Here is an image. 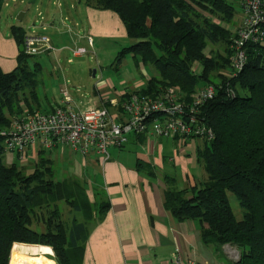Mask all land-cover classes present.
I'll return each instance as SVG.
<instances>
[{
	"label": "trees",
	"instance_id": "obj_1",
	"mask_svg": "<svg viewBox=\"0 0 264 264\" xmlns=\"http://www.w3.org/2000/svg\"><path fill=\"white\" fill-rule=\"evenodd\" d=\"M5 2L0 0V16ZM86 6L118 14L133 40L116 63L133 55L137 63L158 70L142 92L174 87L189 101L199 89L216 87L214 98L201 108L215 136L197 148L207 179L179 189L167 176L164 205L178 220L201 221L205 244L236 246L241 252L237 264H264V42L247 44L246 64L233 77L228 72L237 34L225 25L236 15L231 0H87ZM11 32L24 45V27L13 25ZM213 45L223 48L214 51ZM41 55L20 51L15 69L0 67V264H33L15 256L43 259L52 252L55 264H82L89 223L101 220L109 207L92 202L82 183L57 180L46 148H39L29 173L5 163L2 130L25 111H47L38 94L43 64L31 62ZM230 193L244 210L241 219ZM59 202L73 211L71 219L64 218Z\"/></svg>",
	"mask_w": 264,
	"mask_h": 264
},
{
	"label": "crops",
	"instance_id": "obj_2",
	"mask_svg": "<svg viewBox=\"0 0 264 264\" xmlns=\"http://www.w3.org/2000/svg\"><path fill=\"white\" fill-rule=\"evenodd\" d=\"M86 7L88 18L93 23L90 30L85 31L86 36H90L91 31H94L96 35L109 34L111 32L108 28L112 26V23L114 27L118 26L117 33L127 37L126 30L123 32L124 24L118 14L109 10ZM242 18L243 13L239 20L235 21V25L239 26ZM3 43L2 46L5 49L0 52V64L3 66V71L9 72L18 64L16 58L20 53V46L14 39L9 41V44L6 41ZM51 45L55 44L52 42ZM109 86L108 82L102 81L99 89ZM112 86L109 87L111 90L101 93V100L94 106L101 105L104 99H108L111 103L119 98L124 89L130 88L124 87L118 91L112 89ZM113 92H116V97L110 98ZM59 103L57 102L55 106ZM191 141L189 139L180 144L181 142L177 139L167 137L131 136L125 147L111 148V157L106 161L99 155L88 157L90 162L88 158L81 156L83 166L101 168L100 180L96 181L92 175L84 174L82 171H79L81 174L79 177L75 169H71L72 171H69L62 179L70 178L82 183L92 202L105 201L109 206L101 220L89 223L82 264H237L226 256L222 248L218 249L203 242L201 232L204 224L201 221L178 220L164 205L168 186L167 176L174 179L173 183L179 189L193 186L207 179L205 169L194 172V168L191 169L193 160L186 159L183 155L179 157V151L184 150ZM130 146L137 151L134 149L128 151ZM199 146L202 145L198 144ZM58 149H61L60 156L54 151ZM47 150L50 155L48 152L46 154L52 158L54 165L59 157L58 161H61L64 152L69 151L63 146H55ZM35 159H37V152ZM139 162L151 168L144 169ZM166 164L169 171L164 169ZM171 164L179 167L180 179L170 174L174 171L169 166ZM87 182H91L97 188L89 189L86 186ZM81 217V215L78 216L80 219Z\"/></svg>",
	"mask_w": 264,
	"mask_h": 264
},
{
	"label": "built area",
	"instance_id": "obj_3",
	"mask_svg": "<svg viewBox=\"0 0 264 264\" xmlns=\"http://www.w3.org/2000/svg\"><path fill=\"white\" fill-rule=\"evenodd\" d=\"M243 18L236 29V54L232 57L234 76L244 68L248 43L264 42V0H238ZM90 46L91 36H87ZM24 50L27 54H43L52 51L51 39L43 35H26ZM87 52L80 47L75 56ZM223 87V86H222ZM230 95H235L228 88ZM216 87L208 85L198 90L187 101L174 87L142 92L140 88L124 89L119 98L99 106L74 109L66 90L63 100L47 111H28L15 116L11 126L2 130L6 153L17 158L35 159L37 149L66 147L83 158L101 156L104 161L111 157V148H123L131 136L152 135L177 139L180 144L189 139H214V131L208 126L201 108L216 94ZM226 256L233 262L241 259L240 250L232 245L223 247Z\"/></svg>",
	"mask_w": 264,
	"mask_h": 264
},
{
	"label": "rangeland",
	"instance_id": "obj_4",
	"mask_svg": "<svg viewBox=\"0 0 264 264\" xmlns=\"http://www.w3.org/2000/svg\"><path fill=\"white\" fill-rule=\"evenodd\" d=\"M231 1L236 6V15L233 22L225 23V25L235 32L238 26L235 25V21L239 20L242 11L238 0ZM86 2L87 0H35L34 2H31V0H6L3 6L0 16V37L3 36L4 40L0 38V52L5 49L2 46L4 44L3 41L9 44V41L14 39L11 32L13 25L24 27L27 35L37 34L48 37L52 39L51 44L52 42L55 44L51 52L31 59L32 63L38 60L43 64L38 87L40 106L43 110H51L57 102L63 100L62 87L70 96V105L76 109L83 110L90 105H96V102L101 100V93L103 94L108 89L111 90L109 88L111 85L114 86H112V89L118 91L124 89V87L141 88L145 85L148 78L159 75L154 65L144 64L140 61L137 63L133 55L124 57L120 64L116 63L119 52L130 45L133 40H130L126 35L117 33L118 26L114 27L112 23V26L108 28L111 32L109 34L101 33L96 35L94 31L90 32V36L93 39V45L90 46L85 31H89L93 23L88 18ZM20 12H25L24 19L21 21L18 20ZM234 25L235 27H233ZM80 47L86 48L87 52L80 56H75L74 50ZM222 48V46L213 45L214 51H221ZM233 48L234 56L237 50L235 42ZM6 50L8 49L6 48ZM16 59L18 60V58ZM0 67L3 69L1 64ZM195 69L197 72H201V68L198 65H196ZM230 72H228L229 76L234 73V68ZM233 77L235 76L233 75ZM102 81L108 82L110 86L99 89ZM112 97H116V92L110 95V98ZM191 140V144L186 146L187 148L185 147L186 150H178L181 154H179V157L183 155L186 159L191 158L193 165L190 168H194V172H198V170H204L202 163L197 159L196 153L198 144L203 145V141L197 138ZM133 149L136 150L130 146L127 150L133 151ZM60 150L54 151L59 155ZM47 152L50 155L49 150ZM69 152H64L61 161H58L59 157L54 165L55 178L57 180H61L69 171H72L71 169H75L79 177L81 176L79 171H82L84 174L92 175L96 181L100 180V167H85L82 164L81 156ZM186 153L191 154L186 156ZM66 158L68 159L67 161ZM35 160L26 157L17 158L12 153L5 154V163L7 165L15 163L27 173L34 169ZM165 163L167 162L165 161ZM169 166L174 170L170 174L180 179L179 167H175L172 164ZM164 169L169 171L167 164ZM86 186L89 189L97 188L91 182H87ZM229 198L236 216L241 219L244 210L240 206L237 196L234 193H230ZM59 205L62 207L64 218L71 219L74 213L70 210V207L64 202H59ZM53 255L54 252L48 253L46 254L47 257L43 259H27L20 255L15 257L33 264H55ZM78 262L74 261V264H78Z\"/></svg>",
	"mask_w": 264,
	"mask_h": 264
},
{
	"label": "water",
	"instance_id": "obj_5",
	"mask_svg": "<svg viewBox=\"0 0 264 264\" xmlns=\"http://www.w3.org/2000/svg\"><path fill=\"white\" fill-rule=\"evenodd\" d=\"M35 0H31V2H34ZM24 15H25V12H20V14L18 15V20H23L24 18ZM20 51H24V45H21L20 46Z\"/></svg>",
	"mask_w": 264,
	"mask_h": 264
}]
</instances>
